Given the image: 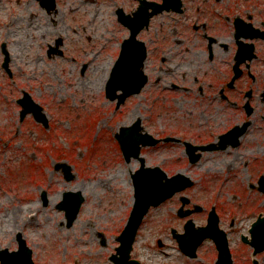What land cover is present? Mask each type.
Masks as SVG:
<instances>
[{
	"label": "rangeland",
	"instance_id": "obj_1",
	"mask_svg": "<svg viewBox=\"0 0 264 264\" xmlns=\"http://www.w3.org/2000/svg\"><path fill=\"white\" fill-rule=\"evenodd\" d=\"M111 29L119 40L113 37L107 44L76 45L78 52H66L65 57L45 58L44 45H38L33 96L46 107L49 130L33 120L24 125L19 122L20 109L14 100L20 94L7 90L0 75V249H16V235L22 233L33 250L35 264H112L109 259L119 246L117 237L133 208L131 176L140 162L123 160L116 141V133L129 126L133 116L129 105L115 116L114 103L105 95L122 37ZM147 101L150 108L143 109L144 128L156 137L174 133L197 145L212 139H189L192 133L200 132L198 128L206 135L213 127L223 129L218 126L222 116L206 104H195L189 94H181L179 102L173 104L161 94L148 92ZM204 116L210 119L209 124ZM235 116L237 110L230 108L223 121ZM191 123L195 125L192 133ZM252 139L260 150L250 155L210 152L197 164L189 163L182 143L145 148L142 154L148 166H160L170 176L184 173L195 181L194 188L182 195L206 209L190 217L197 226L206 225L214 205L227 223L235 216L233 235L239 244L240 236L248 235L251 225L264 215V193L257 183L256 188L251 184L264 174L263 126L255 127ZM59 163L71 164L73 180L67 181L62 169H56ZM67 191H81L85 196L71 228L65 227V213L57 208ZM180 205L175 198L150 211L138 233L134 259L142 264H208L204 257L213 242L201 246L203 254L198 260L187 259L179 250L172 230L183 233L187 221L178 216Z\"/></svg>",
	"mask_w": 264,
	"mask_h": 264
},
{
	"label": "flooded vegetation",
	"instance_id": "obj_2",
	"mask_svg": "<svg viewBox=\"0 0 264 264\" xmlns=\"http://www.w3.org/2000/svg\"><path fill=\"white\" fill-rule=\"evenodd\" d=\"M111 28L122 33L118 57L122 43L130 38L136 39L140 43L135 44L136 48L146 54L144 73L148 81L140 93L126 101L134 122L144 126L143 109L150 108L148 92L161 94L173 104L186 93L195 104L214 108L213 112L222 116L218 126H223L220 131L211 128L207 135L198 128L200 132L194 134L195 125L191 123L189 139L206 137L212 139L204 144H219L221 136L238 128L239 132L221 144L223 148L213 152L242 157L260 150L252 136L255 127H264V0H0V75L7 90L20 94L14 100L16 106L21 110L26 94L35 100L38 45H44L42 56L48 59L50 45H61L65 57L66 52H78L76 45L110 43L117 38ZM230 108L237 110V116L223 121ZM204 118L209 124L210 119ZM29 120L43 127L35 117H19L22 125ZM167 136H176L181 140L177 143L184 139L174 133L162 137ZM260 176L251 184L264 181V174ZM181 199L178 197L182 213L195 209L192 199L185 206ZM213 208L227 235L229 255L223 253L221 259L213 243L204 261L264 264V252L256 254L250 235H241L236 244L235 216L227 223L216 205L210 212ZM205 211L201 207L195 215ZM158 246L162 248L164 244ZM202 254L200 247L195 258L183 256L198 260Z\"/></svg>",
	"mask_w": 264,
	"mask_h": 264
},
{
	"label": "water",
	"instance_id": "obj_3",
	"mask_svg": "<svg viewBox=\"0 0 264 264\" xmlns=\"http://www.w3.org/2000/svg\"><path fill=\"white\" fill-rule=\"evenodd\" d=\"M144 51L140 50L137 54H131L128 43L125 42L120 59L116 63L115 68L110 75V81L107 85V97L113 100L116 97L117 91H122L120 96V102H123L128 96L133 93H139L141 88L147 81V77L143 72V55ZM26 109H34V111L40 112L41 118L45 123L46 117L42 114V108L39 107L36 102L31 101L29 106H25ZM26 112L23 113V116ZM142 128L140 124H135L131 127L122 128L120 133L117 135V139L123 149L124 156L127 162L135 158L140 161V169L132 175L133 183L135 187V205L132 211L131 217L127 226L121 236L118 238L121 246L117 249L118 256H113L112 260L116 264H136V262H128L130 252L132 250V244L135 241L138 229L147 214V211L151 207H157L162 202L172 198L177 192H180L193 183L190 178L182 174H178L172 178H169L166 173L159 167L150 168L146 167L145 159L141 157V147L143 146H155L160 141L156 140L149 134L141 133ZM166 141H170L167 139ZM203 150L212 149V146L203 147ZM196 150V149H195ZM194 151L190 153L191 161L196 162L200 159V155H194ZM63 168L65 179L71 181L74 179L72 174L71 166L66 164H59L57 169ZM44 204L47 205L48 199L47 194H43ZM85 198L81 192H67L64 194L62 203L59 204L58 208L65 211L67 226L73 227L74 222L77 220L82 204ZM214 233H217L219 238H216L217 245L221 251V257L223 253L227 254L228 242L225 234L219 231L217 227V219L209 220V226L202 228L194 234L189 231L188 236L179 237L182 245L190 246L187 248L188 253L195 256L194 253L197 246L202 240L212 237ZM253 236L252 244L256 246L257 251L264 250V219L259 221L251 229ZM19 249L17 251L10 252L9 249L0 251V262L1 264H34L32 260L33 251L27 246L26 241L22 238V235H18ZM259 246V247H258ZM185 249V247L183 246Z\"/></svg>",
	"mask_w": 264,
	"mask_h": 264
}]
</instances>
